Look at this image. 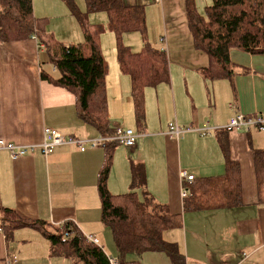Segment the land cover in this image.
Wrapping results in <instances>:
<instances>
[{
	"label": "crops",
	"instance_id": "crops-1",
	"mask_svg": "<svg viewBox=\"0 0 264 264\" xmlns=\"http://www.w3.org/2000/svg\"><path fill=\"white\" fill-rule=\"evenodd\" d=\"M123 2L144 6L147 23L148 8L155 5L156 22L163 31L160 39L167 43L160 49L169 56L171 79L146 89V122L140 128L130 77L120 68L108 76L111 130L117 125L133 128L134 123L136 132L144 133L135 147L113 148L110 192L133 191V167L142 164L146 184L135 190L141 199L148 193L171 213L181 214L182 226L174 228L181 232L168 229L163 236L179 244L186 264H264V204L258 202L253 155V149L264 148V130L227 128L236 114L264 115V53L232 49L233 76L207 79L202 69L209 65V56L194 44L185 0ZM33 7L37 17L50 18L47 31L70 41L53 29L57 20L71 17L59 0H33ZM82 38L77 32L78 43ZM42 69L54 72L55 67L47 63L45 47L37 39L0 42V138L28 147L27 154L15 160L9 150L0 149V203L23 218L43 220L53 227L75 224L82 234L96 237L104 250H115L113 232L101 219L98 190L107 150L88 146L81 151L75 144H63L48 156L42 152L45 128L85 141L100 135L78 117L75 95L43 80ZM171 122L185 130L177 138L167 134ZM224 143L231 159L240 163L243 204L185 210L182 189L191 184L182 174L194 175L195 180L224 174ZM36 232L21 228L7 239L0 230V264L14 259L17 264H73L51 255L49 240ZM132 254L137 264H172L164 252Z\"/></svg>",
	"mask_w": 264,
	"mask_h": 264
},
{
	"label": "trees",
	"instance_id": "trees-1",
	"mask_svg": "<svg viewBox=\"0 0 264 264\" xmlns=\"http://www.w3.org/2000/svg\"><path fill=\"white\" fill-rule=\"evenodd\" d=\"M78 20L84 41L66 45L47 31L45 21L34 13L33 0H0V42L9 43L37 36L44 45L47 63L54 72L41 70L43 80L64 88L76 97L78 117L100 134L112 133L106 61L100 35L106 29L116 35L117 60L121 72L130 77L135 118L142 128L146 122V89L168 83L171 79L169 58L163 49L148 41L147 16L142 5H126L123 0H85L82 12L75 0H63ZM188 26L197 49L209 56V65L202 69L207 79L229 78L235 64L231 50L249 54L264 53V0H212L203 14L196 0H185ZM105 12L106 26L90 22L93 13ZM138 32L145 45L135 52L123 41L126 33ZM101 168L98 190L102 221L111 228L118 258L126 264L131 253L164 252L172 264H186V257L177 242L165 240V230L182 226L181 214H173L153 196L144 193L141 199L135 189L145 186L146 171L142 164L133 167V191L123 194L110 192L107 181L113 164V148ZM226 171L222 175L201 177L191 182L189 197L184 198L187 211L232 208L243 204L240 163L230 157L227 143L223 144ZM258 188V202L264 204V148L253 149ZM65 226V227H63ZM31 228L41 232L50 242L51 255L69 258L73 264H110L104 248L86 239L75 224L53 227L43 220L23 218L14 209L0 203V229L7 239L15 231ZM70 230V236L65 233Z\"/></svg>",
	"mask_w": 264,
	"mask_h": 264
},
{
	"label": "built area",
	"instance_id": "built-area-1",
	"mask_svg": "<svg viewBox=\"0 0 264 264\" xmlns=\"http://www.w3.org/2000/svg\"><path fill=\"white\" fill-rule=\"evenodd\" d=\"M33 39H37L36 35L31 36ZM44 46V45H43ZM228 130H236L240 128H246L250 130L251 128H258L260 130H264V115L261 113H257L255 115H245V114H236L234 115L227 126ZM190 131V128L186 129ZM185 131L182 127H180L177 122H171L168 128V135L170 137H179L180 134ZM140 135H144V133L140 132L137 135V132L129 127H125L122 125H117L113 130L112 133L108 135L100 134L95 138L90 140H83L77 138L73 135H64L56 129L53 128H45L44 129V140L42 142V152L46 156L53 153L54 149L63 144H75L77 145L81 151H85L86 148L89 146L92 149L102 148V149H110L114 148L117 145H123L125 147H135L138 143V137ZM0 149H7L10 151L12 159H19L25 156L28 152L27 146H21L16 143L7 141L3 138H0ZM182 178L191 183L195 180L194 175H186V173L182 174ZM191 194L189 187L185 186L182 189V197L186 198L189 197ZM1 230V229H0ZM70 230L65 233L66 237H69ZM86 239L90 242H94L99 244V241L93 235H85ZM110 264H126L123 263L120 258L117 256H109ZM7 264H17V259L7 261Z\"/></svg>",
	"mask_w": 264,
	"mask_h": 264
},
{
	"label": "rangeland",
	"instance_id": "rangeland-1",
	"mask_svg": "<svg viewBox=\"0 0 264 264\" xmlns=\"http://www.w3.org/2000/svg\"><path fill=\"white\" fill-rule=\"evenodd\" d=\"M59 1L61 3L62 7L64 9H66L67 11H69V14L71 15V17H73L72 19H74V22H73V20L71 21L70 16L69 17L68 16L62 17L54 23L53 29L56 30V32L59 36L65 37V38L69 39L70 41L60 40L59 38L56 37V35L52 31L51 32L53 33L54 37L57 40H59L60 42H63L66 45L78 44V41H77L78 40L77 39V32H78L80 35L83 34V38L79 43L83 42L84 41V33L82 31V28H81L78 20L71 14L67 4L63 0H59ZM76 3L82 12H84L86 10L85 0H82V1L76 0ZM198 3H199L200 11L203 14H205V7L207 5H210L212 3V0H199ZM159 5H161V4H159ZM148 12L151 15V17L150 16L148 17L149 23H147L148 41L155 48L160 49L161 44L163 45V47L166 48L167 43H165V42L163 43V41L160 39V37L163 35L162 34L163 31L161 28V24L156 22L157 21L156 20V13L157 12H156L155 5H150V7L148 8ZM58 13H59V11L56 12V14H58ZM107 20H108V17H107V14L105 12L93 13L90 16V22L94 23V24L100 23V24H103L106 26ZM48 21H50V18L48 19ZM48 21H45V27L47 26ZM123 41L126 45H129L131 47V49L135 52L141 51L145 45L143 36L138 32H130V33L124 34ZM100 44H101L103 55L109 64V73H108V76H109L110 73H113V72L115 73L116 71H118V68H119V65L117 64L118 60H117V48H116V35H115V33L106 29L100 35ZM132 126H133V128H135V131H136V127H135L134 123ZM139 134H140V132L137 131V135H139ZM174 231L179 233L180 230L174 229ZM37 233L39 235V232H36V234ZM44 237L46 238V236H44ZM99 245H102V244H99ZM105 251L109 256H117V249L116 248H115V250H113V249H111V247H105ZM133 256H134V254H132V253L129 254L127 256L126 260L129 262H132L133 258L137 257V256H135V257H133ZM64 259L72 262V260L69 258H64Z\"/></svg>",
	"mask_w": 264,
	"mask_h": 264
}]
</instances>
